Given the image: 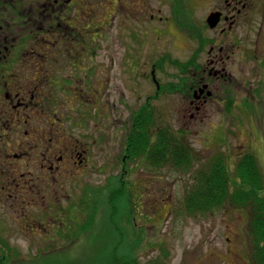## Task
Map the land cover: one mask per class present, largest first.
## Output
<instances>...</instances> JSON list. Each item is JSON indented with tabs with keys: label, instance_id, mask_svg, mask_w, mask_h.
<instances>
[{
	"label": "rangeland",
	"instance_id": "1",
	"mask_svg": "<svg viewBox=\"0 0 264 264\" xmlns=\"http://www.w3.org/2000/svg\"><path fill=\"white\" fill-rule=\"evenodd\" d=\"M204 7L184 6L175 12L178 20L171 10H163L161 15L168 16V21H151L149 13L145 17L139 12L129 20L122 10L119 21L107 28L104 41L96 49L100 54L97 60L111 63L114 59L115 64L106 76L109 80L101 101L121 99L118 112L103 114L104 119L89 115L88 120L72 113L74 120L68 123L67 119L76 132L84 130L101 137L93 159L96 166L82 182L80 176L66 180L74 205L68 207L64 202L68 198L62 202L69 212L57 219L58 235L52 248H36L42 238L29 235L26 228L0 215V264H121L129 259L133 264L239 261L241 245L247 242L252 225L250 210L228 205L215 212L188 214L184 198L197 181V173L207 172L216 156H222L228 172L233 173L239 159L251 153L264 178V99H254L252 106L238 104L245 93L239 85L234 90L236 104L222 108L209 101L199 114L191 116L182 96L191 74L181 72L177 63L189 62L197 51L193 28L203 23ZM260 49L264 50V42ZM205 50L199 52L201 57L206 56ZM131 58H136L135 65ZM151 68L160 85L158 90L151 80ZM260 73L250 82L261 91L264 69ZM233 77L240 80L242 74L235 70ZM178 85L182 87L178 89ZM147 96L152 112L147 122L150 139L167 132L181 136L195 161L187 170L170 165L151 169L143 161H135L123 178L120 165L125 136ZM74 108L80 114L86 110L81 105ZM261 195L264 200V188Z\"/></svg>",
	"mask_w": 264,
	"mask_h": 264
},
{
	"label": "flooded vegetation",
	"instance_id": "2",
	"mask_svg": "<svg viewBox=\"0 0 264 264\" xmlns=\"http://www.w3.org/2000/svg\"><path fill=\"white\" fill-rule=\"evenodd\" d=\"M198 4L207 11L203 23L193 28L197 51L182 92L191 116L209 101L222 108L236 104L239 85L245 93L238 104L260 102L264 88L257 90L250 81L264 69V0H0V215L42 238L36 248L54 246L57 219L73 208L66 180L80 176L82 182L96 166L101 137L73 130L68 125L72 113L104 119L103 114L116 115L121 103L119 98L101 101L115 64L114 59L97 60L107 28L119 21L122 10L129 20L139 12L149 13L151 21H168L163 10H171L173 17L182 7ZM210 15L213 27L207 22ZM131 59L135 65L136 58ZM235 70L240 80L234 79ZM150 75L153 81L152 68ZM75 105L86 110L80 114ZM131 162L127 156L121 159L123 178ZM251 229L235 264H264V243L251 241Z\"/></svg>",
	"mask_w": 264,
	"mask_h": 264
},
{
	"label": "trees",
	"instance_id": "3",
	"mask_svg": "<svg viewBox=\"0 0 264 264\" xmlns=\"http://www.w3.org/2000/svg\"><path fill=\"white\" fill-rule=\"evenodd\" d=\"M191 62L192 59L184 65L177 63L180 71L186 73ZM181 87L178 85V89ZM147 100L150 101V98ZM149 101L141 106L137 115L133 114L135 123L129 129L128 138L126 137L122 158L127 156L134 162L143 161L144 165L151 169L170 165L187 170L195 161V156L189 145L182 140L183 137L178 138L167 132L157 135L153 140L150 139L147 122L151 121L152 112ZM256 160L252 154H245L234 166L233 173H229L223 163V157L216 156L207 172L197 173V181L184 198L186 212L204 214L219 211L228 205L249 209L252 214L250 236L253 242L264 243V200L261 195L264 178ZM237 183L238 186H235ZM121 264L133 262L129 259Z\"/></svg>",
	"mask_w": 264,
	"mask_h": 264
},
{
	"label": "water",
	"instance_id": "4",
	"mask_svg": "<svg viewBox=\"0 0 264 264\" xmlns=\"http://www.w3.org/2000/svg\"><path fill=\"white\" fill-rule=\"evenodd\" d=\"M212 19H213V15H210L209 18H208V20H207V22L209 23V25H210L211 27H213V25L215 24V22H211Z\"/></svg>",
	"mask_w": 264,
	"mask_h": 264
}]
</instances>
